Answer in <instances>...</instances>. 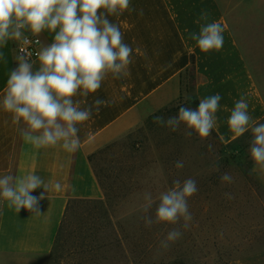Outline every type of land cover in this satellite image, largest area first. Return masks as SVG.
Segmentation results:
<instances>
[{
    "label": "crops",
    "instance_id": "0c3cea01",
    "mask_svg": "<svg viewBox=\"0 0 264 264\" xmlns=\"http://www.w3.org/2000/svg\"><path fill=\"white\" fill-rule=\"evenodd\" d=\"M130 9L135 11L107 17L119 26L124 42L133 49L128 74L114 79L109 73L101 88L80 104L83 109L93 105L96 99L108 102L100 106L99 112L93 108L91 117L77 125L80 146L75 152L63 149L62 142L55 147L37 149L24 141L19 129L25 125L13 124L12 114L2 108L8 76L18 67L14 48L18 41L10 40L0 48L3 53L0 58V177L11 174L19 178L32 173L50 185L46 198L40 201V214L25 209L17 213L0 197V264L11 257L48 253L68 202L72 199L104 200V188L110 186L109 181L112 183L115 179L119 184L124 178L130 187H137L134 191L118 187L119 193L150 192L153 199L157 198L162 189L158 191L152 183L163 176L146 175L149 165H129L126 175L122 164L121 168H105L106 173L97 162L111 145L146 139V120L172 105L185 91L198 104L202 98L221 95L212 133L222 146L253 138L251 124L249 131L240 137L229 130L227 120L241 96L248 103L252 121L264 123V94L220 0H130ZM140 9L143 15L139 14ZM202 12L209 13V23L219 22L224 28V44L219 51L201 52L189 38L190 33L200 31L196 21ZM54 35L45 30L38 38L43 45H50ZM38 67V63L34 64L33 70ZM84 99L79 95L73 97L74 101ZM117 148L125 152L122 147ZM252 165L263 181L264 170L254 161ZM57 182L61 185L59 190L54 187ZM41 192H45L43 187L35 189L31 195L38 197ZM126 201L119 204L120 207ZM234 264H264V253Z\"/></svg>",
    "mask_w": 264,
    "mask_h": 264
},
{
    "label": "clouds",
    "instance_id": "9594fccd",
    "mask_svg": "<svg viewBox=\"0 0 264 264\" xmlns=\"http://www.w3.org/2000/svg\"><path fill=\"white\" fill-rule=\"evenodd\" d=\"M129 10L135 11L130 9V0H0V48L10 40L20 43L19 54L15 56L18 67L8 76L2 108L12 114L13 124L25 125L19 131L26 143L39 149L55 147L62 142L61 147L68 152L78 150L77 125L91 117L93 108L99 112L100 106H106L108 102L96 99L93 105L83 109L80 104L101 88L109 73L114 79L128 74L133 49L124 42L119 26L107 17ZM139 14L143 15V9ZM208 20L209 13L202 12L196 21L200 24V31L190 33L189 37L204 53L219 51L224 44L222 25ZM45 30L55 33L50 45H43L39 39L33 41L25 35L29 32L33 37H39ZM33 44L38 46L35 51L37 60L30 61L33 52L29 47ZM36 63L39 67L34 71ZM78 95L85 99L74 101L73 97ZM184 99L187 102L191 97L185 94ZM221 99L219 93L202 98L195 110L181 105L178 116L165 120L153 115V123L173 132L183 124L186 136L194 132L203 140L211 135L216 124L215 113ZM227 123L236 137L249 131L251 124L250 157L264 170V123L252 121L244 96L235 102ZM175 167L182 169L184 162L177 160ZM220 180L232 183L233 177L226 172ZM173 184L174 187L160 192L155 219L145 217L146 227L162 222L177 224L181 219L183 227H189L192 216L188 198L198 191L197 183L189 177L183 182L174 180ZM40 187L45 192L38 197L31 195ZM54 187L59 190L61 185L57 182ZM49 190L50 185L32 173L19 178L11 174L0 177V197L17 213L25 209L40 214V201L46 198ZM224 195L234 199L231 193ZM144 200L143 210L148 212L156 201L150 192L144 193ZM181 235L178 229H172L161 241L162 246L167 247L168 242L178 240Z\"/></svg>",
    "mask_w": 264,
    "mask_h": 264
},
{
    "label": "rangeland",
    "instance_id": "374dc122",
    "mask_svg": "<svg viewBox=\"0 0 264 264\" xmlns=\"http://www.w3.org/2000/svg\"><path fill=\"white\" fill-rule=\"evenodd\" d=\"M220 2L264 94V0ZM185 94L189 95L185 91L172 105L154 115L167 120L178 116L181 105L193 110L198 108L193 98L185 102ZM252 139L243 138L222 146L212 132L203 140L194 132L186 136L183 124L173 132L168 127L153 123L151 115L146 120V139L139 140V143L111 145V149H106V155L100 156L97 163L103 167L102 170L121 168L122 164L126 175L129 174V165L147 164L150 170L146 175L162 174L163 178L151 181L162 192L164 188L167 191L174 187V180L183 182L193 178L198 191L188 198L192 216L189 227H183V219L177 224L162 222L146 227L145 217L155 219L158 199L154 198L156 203L145 212L144 194L127 195V201L121 207L119 198L115 196L111 210L116 233H107L102 212L97 214L92 206L75 208V213L69 215L59 233L62 247L57 253L56 249H52V243L46 254L11 257L2 264H234L240 259L262 254L264 179L261 181L256 171H252L253 160L249 152ZM116 146L122 147L125 152H120ZM177 160L184 162L182 169L175 167ZM226 172L232 175V183L221 182L220 177ZM122 180L114 184V189L120 187L125 191H134L135 188L130 187L127 180ZM109 183L112 185L111 181ZM125 193L121 194L125 196ZM225 193H231L234 199L226 198ZM172 229H178L181 237L168 242L167 247L162 246L161 241ZM144 231L149 232L146 238L152 241V247L147 251L139 248L145 239L142 235ZM115 240H121V246Z\"/></svg>",
    "mask_w": 264,
    "mask_h": 264
},
{
    "label": "trees",
    "instance_id": "16d2710c",
    "mask_svg": "<svg viewBox=\"0 0 264 264\" xmlns=\"http://www.w3.org/2000/svg\"><path fill=\"white\" fill-rule=\"evenodd\" d=\"M185 79V78H184ZM184 81L182 80V85H183ZM195 103L197 105L198 102L196 100H194ZM115 184V179L114 181L112 182V185H110L109 187H106L104 188L106 190V192L104 193V200H82V199H72L68 202L66 208H65V211H64V214H63V217H62V220L59 224V227H58V232L55 236V239H54V242H53V247L52 249L55 251L56 249V253L58 251V249L62 247V245L59 243V233L61 231V229L63 228V226L67 223V221L69 220V215H72L74 214L75 212L73 210H75V208H85V207H88V206H92L95 211H97V214H99L100 212H102V215L104 217V227L105 229L108 230L107 233L109 234H114L116 233V226L112 223V210L111 208L113 207L111 205L112 202V199L116 197L119 198V202L120 204L122 202H124L126 200V196L129 195L128 193H125V196L124 194L122 195L121 193H119L116 189H112L113 188V185ZM120 230H121V227H120ZM146 230V229H144ZM149 232L148 231H144V233L142 235H144V241L141 245H139V248L144 251V250H149L151 247H152V241L150 239H147L149 236L148 234ZM147 237V238H146ZM126 237H124V240ZM141 239H143V237H141ZM116 241V240H115ZM122 241L121 240H117L115 243L118 244L119 246L120 243ZM112 244V243H111ZM110 244V245H111ZM129 244V243H128ZM52 250V251H53ZM53 253V252H52Z\"/></svg>",
    "mask_w": 264,
    "mask_h": 264
},
{
    "label": "built area",
    "instance_id": "2783aa9c",
    "mask_svg": "<svg viewBox=\"0 0 264 264\" xmlns=\"http://www.w3.org/2000/svg\"><path fill=\"white\" fill-rule=\"evenodd\" d=\"M25 35H27L29 37V39H32L33 41H35L36 39H39L38 37H33L31 34H25ZM14 48H15L16 54L18 55L19 54L20 43L18 42L15 45ZM37 48H38V46H36L35 44H33L32 46L29 47V51L33 52V55L30 58V61L37 60V57L35 56V51L37 50Z\"/></svg>",
    "mask_w": 264,
    "mask_h": 264
}]
</instances>
